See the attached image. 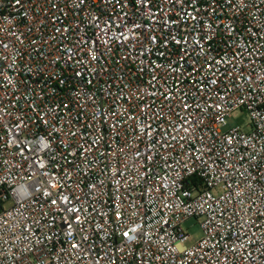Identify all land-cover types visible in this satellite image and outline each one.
<instances>
[{
    "label": "built area",
    "instance_id": "1",
    "mask_svg": "<svg viewBox=\"0 0 264 264\" xmlns=\"http://www.w3.org/2000/svg\"><path fill=\"white\" fill-rule=\"evenodd\" d=\"M0 264H264V0H0Z\"/></svg>",
    "mask_w": 264,
    "mask_h": 264
},
{
    "label": "rangeland",
    "instance_id": "2",
    "mask_svg": "<svg viewBox=\"0 0 264 264\" xmlns=\"http://www.w3.org/2000/svg\"><path fill=\"white\" fill-rule=\"evenodd\" d=\"M247 114L240 113L236 117H231L228 119V127H242L245 131H249L250 127L247 126ZM184 230L190 234V240L185 242V245H191L200 240L203 236V231L201 228V219L192 218L186 221L183 225Z\"/></svg>",
    "mask_w": 264,
    "mask_h": 264
}]
</instances>
